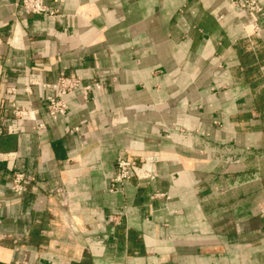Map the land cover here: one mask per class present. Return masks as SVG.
<instances>
[{
    "label": "crops",
    "instance_id": "0c3cea01",
    "mask_svg": "<svg viewBox=\"0 0 264 264\" xmlns=\"http://www.w3.org/2000/svg\"><path fill=\"white\" fill-rule=\"evenodd\" d=\"M43 4L0 0V264H264V16L226 0ZM69 74L101 88L52 119L42 84ZM150 154L154 179L108 190L119 156Z\"/></svg>",
    "mask_w": 264,
    "mask_h": 264
},
{
    "label": "built area",
    "instance_id": "2783aa9c",
    "mask_svg": "<svg viewBox=\"0 0 264 264\" xmlns=\"http://www.w3.org/2000/svg\"><path fill=\"white\" fill-rule=\"evenodd\" d=\"M20 6L25 12L32 14H52L51 11L43 4V0H19ZM228 6L233 10H240L247 14L254 16H264V0H226ZM252 30L258 34L260 28L256 21L250 23ZM34 76H29L23 86L25 92H30L33 85L38 84ZM42 87L48 91L45 96L44 107L46 109L47 115L56 119L59 116H64L68 112V105L65 101V96L72 94L76 91H81L83 94H88L92 88L100 89L101 85L99 82H93L92 84L84 83L82 78L76 74L62 75L59 76L52 83H44ZM8 93L14 94L16 92L15 88H10L7 90ZM12 113L21 118H26L29 116V111L21 106H17L14 102L11 103ZM42 127L43 124H38ZM157 159H152L151 165L147 166L148 160L145 156L138 157H126L119 156L115 161V173L109 180V191H115L123 183L133 177L138 180L149 182L155 178V162ZM30 183V179L25 176L22 172H15L12 177L10 184L8 186L9 190L16 194L21 195L26 191L27 186ZM54 194L57 195V204L63 210H67L70 207L68 193L64 187L59 186L53 188ZM162 194L155 193L154 196H159ZM1 206V198H0ZM259 212L264 214V200L259 203Z\"/></svg>",
    "mask_w": 264,
    "mask_h": 264
},
{
    "label": "bare ground",
    "instance_id": "6f19581e",
    "mask_svg": "<svg viewBox=\"0 0 264 264\" xmlns=\"http://www.w3.org/2000/svg\"><path fill=\"white\" fill-rule=\"evenodd\" d=\"M152 157V154L145 156L146 159H151Z\"/></svg>",
    "mask_w": 264,
    "mask_h": 264
}]
</instances>
